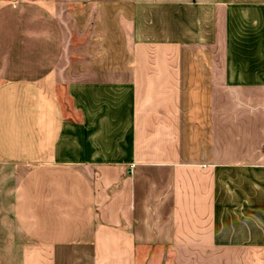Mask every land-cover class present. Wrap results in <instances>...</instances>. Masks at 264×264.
Instances as JSON below:
<instances>
[{"label":"crops","instance_id":"1","mask_svg":"<svg viewBox=\"0 0 264 264\" xmlns=\"http://www.w3.org/2000/svg\"><path fill=\"white\" fill-rule=\"evenodd\" d=\"M0 93L16 264H264V0H0Z\"/></svg>","mask_w":264,"mask_h":264},{"label":"rangeland","instance_id":"2","mask_svg":"<svg viewBox=\"0 0 264 264\" xmlns=\"http://www.w3.org/2000/svg\"><path fill=\"white\" fill-rule=\"evenodd\" d=\"M7 93H5L6 95ZM11 99L16 96V92L12 90L10 93ZM21 93H18L20 95ZM1 95V93H0ZM5 108L0 110L1 116L5 114ZM72 145L69 144L68 148H71ZM63 149V146H62ZM67 159H77V157H66ZM3 160L0 158V264H16L17 260L14 254H11L9 251L8 241L10 238V211H11V196H12V172L11 168L1 165ZM156 254V253H155ZM155 256V255H154ZM153 258L149 264H157L158 260ZM168 264V262H166ZM137 264H144L139 255Z\"/></svg>","mask_w":264,"mask_h":264}]
</instances>
